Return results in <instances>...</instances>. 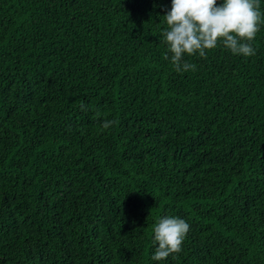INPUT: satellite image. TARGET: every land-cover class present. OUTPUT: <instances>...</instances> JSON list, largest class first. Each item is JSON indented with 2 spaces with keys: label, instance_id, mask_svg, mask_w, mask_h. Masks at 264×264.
<instances>
[{
  "label": "trees",
  "instance_id": "trees-1",
  "mask_svg": "<svg viewBox=\"0 0 264 264\" xmlns=\"http://www.w3.org/2000/svg\"><path fill=\"white\" fill-rule=\"evenodd\" d=\"M171 3L0 0V264H264V26L181 74Z\"/></svg>",
  "mask_w": 264,
  "mask_h": 264
},
{
  "label": "clouds",
  "instance_id": "clouds-1",
  "mask_svg": "<svg viewBox=\"0 0 264 264\" xmlns=\"http://www.w3.org/2000/svg\"><path fill=\"white\" fill-rule=\"evenodd\" d=\"M166 29L162 43L166 46L165 60H170L177 73L195 71L196 65L185 56L207 58L209 51L218 47L233 55H255L253 43L261 26L264 11L260 0H172L171 10L163 16ZM170 54V55H169ZM82 111L87 106L81 102ZM100 116L99 110L96 113ZM115 123L105 119L102 130ZM190 224L179 216H162L153 225V261H164L183 250V241Z\"/></svg>",
  "mask_w": 264,
  "mask_h": 264
}]
</instances>
